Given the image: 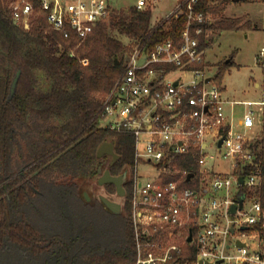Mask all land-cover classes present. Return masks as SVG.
Masks as SVG:
<instances>
[{"label":"built area","instance_id":"obj_1","mask_svg":"<svg viewBox=\"0 0 264 264\" xmlns=\"http://www.w3.org/2000/svg\"><path fill=\"white\" fill-rule=\"evenodd\" d=\"M200 2L177 0L164 21L169 30L172 20L187 18L180 42L170 38L153 47L148 41L135 45L103 101L100 121L105 125L100 126L134 138L127 182L136 264H264V171L254 152L264 138L253 136L264 121V78L257 85L262 90L258 102L224 97L200 47L202 26L212 23L210 13L197 10ZM148 3L137 0L135 7L145 10ZM9 7L14 21L26 29L43 14L50 30L81 42L113 11L110 0H11ZM256 60L264 71V43ZM240 106L245 111L237 120ZM178 156L193 157L195 170L175 163ZM219 158L231 172L209 166ZM141 167L153 171L143 176ZM188 246L196 257L181 262Z\"/></svg>","mask_w":264,"mask_h":264},{"label":"trees","instance_id":"obj_2","mask_svg":"<svg viewBox=\"0 0 264 264\" xmlns=\"http://www.w3.org/2000/svg\"><path fill=\"white\" fill-rule=\"evenodd\" d=\"M232 2L201 0L197 10L218 16ZM34 4L38 7L37 2ZM186 25L183 16L172 20L169 30L166 21L154 26L153 11L134 6L128 12L113 10L109 21L97 25L81 42L75 35L64 39L50 30L43 14L32 20L29 29L18 25L9 0H0V242L16 244L35 259L46 256L50 264H60L58 248L63 246V236H50L33 226L24 209L33 204L40 191L79 197L81 184L93 180L104 165L97 151L105 142H113L119 156L116 163L107 166L112 175L133 168V136L100 126L104 98L122 75L135 45L148 41L153 47L170 38L180 42ZM249 26L245 18H221L215 24L203 25L200 47L206 49V35L211 29L233 31ZM113 32L132 44L126 46ZM83 60H88V65ZM228 67L227 63L220 66L217 79ZM19 70L21 76L11 96ZM254 152L264 171V139ZM187 158L193 164L183 168L195 170L194 158ZM107 187L116 192L113 185ZM125 189L124 213L113 215L122 219L113 250L103 259L100 252L89 251L84 264H136L128 182ZM261 194L264 197V175ZM75 238L79 241V236ZM48 248L50 252L40 251ZM195 257V250L188 246L181 262H191Z\"/></svg>","mask_w":264,"mask_h":264},{"label":"rangeland","instance_id":"obj_3","mask_svg":"<svg viewBox=\"0 0 264 264\" xmlns=\"http://www.w3.org/2000/svg\"><path fill=\"white\" fill-rule=\"evenodd\" d=\"M9 0V5H10ZM137 0H110L113 10L129 11L134 7ZM147 8L153 11L154 26L160 24L177 5V0H148ZM221 18L237 19L245 18L250 24L249 27L235 29L233 31L209 30L206 39L209 41L206 50V60L209 63L210 75L215 76L219 72L221 65L227 60L228 64L225 74L215 82L224 89V97L228 100L240 102H258L262 99V90L256 86L262 82L264 71L257 63V56L264 43V0H242L232 2L226 6L224 12L218 16H212L215 24ZM120 38L126 46L132 41L113 32ZM254 108H258L254 106ZM245 111L244 106L237 108L236 119ZM101 125L105 122L100 121ZM264 138V121L254 129L253 136ZM220 151H217V155ZM188 156H178L175 160L180 167L192 165ZM195 165V163H194ZM218 173H229L231 167L229 163L219 158L215 163L211 162ZM143 176L149 171L146 167H141ZM21 173H24L22 170ZM97 178L81 184L80 196L66 195L62 197L59 191L39 192L33 204L24 209L27 218L33 226L42 230L46 234L60 235L63 237H78L79 246L96 247L104 246L114 248L116 244L117 230L122 224V219L110 214L102 205L100 197H112L113 201L125 203L124 199H119L114 192L97 184ZM189 187L196 188L195 184ZM88 193L90 201L87 202L83 196ZM113 194V195H112ZM112 195V196H111ZM79 198V199H78ZM82 237H85L83 239ZM118 237V236H117ZM232 243L233 237H229L228 243ZM251 250H256L255 244ZM0 264H50L46 256L35 259L32 253L20 250L16 244H5L0 242Z\"/></svg>","mask_w":264,"mask_h":264},{"label":"water","instance_id":"obj_4","mask_svg":"<svg viewBox=\"0 0 264 264\" xmlns=\"http://www.w3.org/2000/svg\"><path fill=\"white\" fill-rule=\"evenodd\" d=\"M232 1L236 3L242 0H232ZM226 63L229 64L231 63V61L227 60ZM20 76H21V71L19 70L11 85V96H13L16 92V88H17V84L20 79ZM221 144H222V141L220 142V145ZM106 156H109L112 158V164L116 163L117 160L119 159V156L115 152V145L113 142H105L99 147L97 151V157L99 159H103ZM97 175L100 176L99 181H98V184L100 186L114 185L116 187V195L119 198L126 197V190H125L124 184H126V182L128 181L130 177V171L126 170L123 174L119 176H114L111 174V172L108 169L104 171L103 167H100L97 171ZM192 176L193 174H190L188 178L190 179ZM240 183H243V178L240 179ZM83 196L87 202L90 201V197L88 196L87 192H84ZM100 201L108 212L115 214V215L121 212V209H122L121 203L117 201H113L104 196L100 197ZM235 211H236V207L234 206L232 208V212L234 213ZM191 240H192V236L189 237L188 241L191 242Z\"/></svg>","mask_w":264,"mask_h":264},{"label":"flooded vegetation","instance_id":"obj_5","mask_svg":"<svg viewBox=\"0 0 264 264\" xmlns=\"http://www.w3.org/2000/svg\"><path fill=\"white\" fill-rule=\"evenodd\" d=\"M103 162H104L103 170L105 171V170H107V166L110 163L112 164V158L109 156H106V157H104ZM96 178H97L96 180H97V184H98L100 176L96 175ZM107 186H109V185H105L102 187L107 188L108 189L107 191L109 192V188ZM124 187H125V184H124ZM115 189H116V187H115ZM115 195H116V192H115ZM107 198L112 200V197H110V196H108ZM119 199L125 200V198H119ZM121 205H122L121 212L117 215H123V213H124L123 203H121ZM110 214H112V213H110ZM112 215H115V214H112ZM69 238H71V241L68 240ZM63 239H64L63 246L58 248V251L60 253L59 254L60 255L59 256L60 264H84L83 262L88 257L87 253L89 251L95 252V253L100 252L101 256H102V257H100V259H103V257H109V255L105 254V253H109L113 250V248L104 247V246H100V247L99 246H96V247L79 246V245H77L79 243V241H77V239L75 237H63ZM50 250L51 249L48 248V249H41L40 251H42L43 253H46V252H50ZM96 256H95V258H96Z\"/></svg>","mask_w":264,"mask_h":264},{"label":"crops","instance_id":"obj_6","mask_svg":"<svg viewBox=\"0 0 264 264\" xmlns=\"http://www.w3.org/2000/svg\"><path fill=\"white\" fill-rule=\"evenodd\" d=\"M167 16V15H166ZM154 23V22H153ZM258 85V83L256 84V86Z\"/></svg>","mask_w":264,"mask_h":264}]
</instances>
